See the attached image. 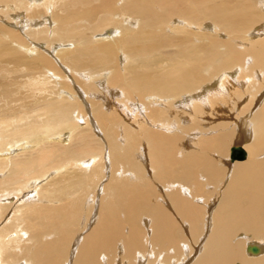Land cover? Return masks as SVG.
<instances>
[{"label":"bare ground","instance_id":"6f19581e","mask_svg":"<svg viewBox=\"0 0 264 264\" xmlns=\"http://www.w3.org/2000/svg\"><path fill=\"white\" fill-rule=\"evenodd\" d=\"M0 264H264V0H0Z\"/></svg>","mask_w":264,"mask_h":264},{"label":"water","instance_id":"95a60500","mask_svg":"<svg viewBox=\"0 0 264 264\" xmlns=\"http://www.w3.org/2000/svg\"><path fill=\"white\" fill-rule=\"evenodd\" d=\"M230 157H231V160L244 159L246 157V154L242 148L238 146H234L232 147Z\"/></svg>","mask_w":264,"mask_h":264}]
</instances>
